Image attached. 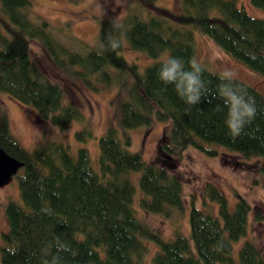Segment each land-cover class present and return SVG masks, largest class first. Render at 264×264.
<instances>
[{
  "label": "trees",
  "instance_id": "16d2710c",
  "mask_svg": "<svg viewBox=\"0 0 264 264\" xmlns=\"http://www.w3.org/2000/svg\"><path fill=\"white\" fill-rule=\"evenodd\" d=\"M134 1L144 9L143 15L128 10L120 20L103 15L96 43L81 40L84 52H78L57 40L46 20L27 16L30 0H0V92L60 129L79 116L75 105L63 102L59 84L32 60L33 39L56 68L85 86L96 90L100 85H117L115 115L121 130L108 125L98 136L95 168L82 146L72 153L62 142L51 140L24 148L0 110V146L23 162L17 176L21 200L4 205L7 228L1 233L0 264L45 260L48 264H140L145 239L156 244L152 264H227L234 262L230 252L239 236L244 237L237 251L239 264H264V252L244 236L250 204L238 198L229 208L222 190L210 181L204 184V193L217 202L216 211L191 201L188 231L176 229L166 239L137 216L133 204L135 200L142 210L164 216L183 207L181 180L161 160L165 157L171 164L188 145L215 154L203 146L204 140L244 156L264 157V95L236 79L253 98L256 115L239 136L232 137L224 123L227 108L217 94L220 73L200 64L207 91L200 103L188 105L173 85L158 78L160 59L140 71L120 54L124 44L149 56L167 50L189 69L194 55L192 31L197 29L264 76V17L236 6L235 0H178V12L155 5V0ZM249 1L264 10V0ZM116 23L122 28H115ZM110 37L120 41L119 48L107 47ZM153 120L167 125L157 143L156 159L144 160L125 147L129 138L123 128L148 126ZM83 135L82 130L75 132L77 138ZM57 240L67 250L58 248Z\"/></svg>",
  "mask_w": 264,
  "mask_h": 264
},
{
  "label": "rangeland",
  "instance_id": "374dc122",
  "mask_svg": "<svg viewBox=\"0 0 264 264\" xmlns=\"http://www.w3.org/2000/svg\"><path fill=\"white\" fill-rule=\"evenodd\" d=\"M154 3L175 12L179 11L178 0H155ZM235 4L251 14L264 17V10L254 7L249 0H235ZM126 10L136 11L140 15L145 13L134 0H30V5L25 8L30 19L46 20L47 27L53 36L68 48L78 52H84L80 44L81 40L87 44L96 43L98 24L103 15L120 20ZM192 34L193 59L217 73H221L225 67H234L236 78L251 84L264 95L263 75L223 51L207 34L197 29H193ZM29 51L32 60L50 79L59 84L63 102L75 105L80 114L71 120L66 128L60 129L49 120L40 118L30 106L20 103L7 93L0 92V110L6 117L10 133L26 149L32 148L37 142L51 140L62 142L72 153L78 147H85L92 165L96 168L98 136L108 125L119 126H117L115 115L117 85H100L93 90L76 77L56 68L36 40H30ZM165 53L168 51L164 50L158 56H149L143 51L129 48L126 44L120 51L128 62H135L140 71L146 65L159 60ZM166 125V122L153 120L148 126L140 124L123 128L129 138V144L125 147L129 151L139 152L144 160L156 159L157 143ZM117 129L121 133L120 126ZM78 130L84 131L83 138L75 136ZM201 143L205 148L216 151L215 154H209L188 145L171 160V164L165 157L161 160V163L170 166L169 169L181 180L183 207L164 216L142 210L137 207L134 200L137 216L158 231L162 238L173 236L176 229L186 233L188 231L187 210L191 201L197 207H208L216 211L217 202L209 200L204 193V184L210 181L222 190L229 208L238 198L248 201L251 210L244 236L253 240L264 252V157L244 156L236 150L215 142L203 140ZM22 169V166L18 167L9 180L0 185V245L2 244L1 233L7 228L4 205L8 200L17 202L21 200L17 176ZM131 173L130 176L133 177L134 173ZM256 214L261 217L256 218ZM243 238L239 236L232 242L230 254L234 262L227 264H239L237 251ZM144 247L140 264H152L151 255L156 244L145 239Z\"/></svg>",
  "mask_w": 264,
  "mask_h": 264
},
{
  "label": "clouds",
  "instance_id": "9594fccd",
  "mask_svg": "<svg viewBox=\"0 0 264 264\" xmlns=\"http://www.w3.org/2000/svg\"><path fill=\"white\" fill-rule=\"evenodd\" d=\"M114 27L122 28V24L116 23ZM101 49L105 44H100ZM107 47L115 50L120 47L117 38L110 37ZM190 68L185 69L184 62L169 53L161 56L158 68V78L165 85H173L176 94L188 105L201 102L207 89L202 79L203 68L195 59L189 62ZM236 73L234 67H225L219 74L221 83L217 86V94L223 100L227 108L225 126L232 137L239 136L244 126L256 115V107L253 98L247 96L246 89L235 83ZM58 248L67 250V246L57 240ZM43 264H48L45 260ZM55 264V262H54Z\"/></svg>",
  "mask_w": 264,
  "mask_h": 264
},
{
  "label": "water",
  "instance_id": "95a60500",
  "mask_svg": "<svg viewBox=\"0 0 264 264\" xmlns=\"http://www.w3.org/2000/svg\"><path fill=\"white\" fill-rule=\"evenodd\" d=\"M22 163L20 159L12 156L0 146V185L6 183Z\"/></svg>",
  "mask_w": 264,
  "mask_h": 264
}]
</instances>
